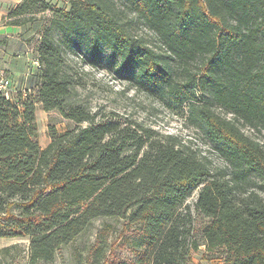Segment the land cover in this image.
<instances>
[{"label": "trees", "instance_id": "1", "mask_svg": "<svg viewBox=\"0 0 264 264\" xmlns=\"http://www.w3.org/2000/svg\"><path fill=\"white\" fill-rule=\"evenodd\" d=\"M5 21L37 31L39 64L34 89L0 91V238L28 237L30 264L51 262L108 217L135 255L108 264H194L203 246L205 260L264 264V147L240 126H264V0H21ZM71 54L188 105L227 167L79 102ZM37 105L74 123L51 126L45 148Z\"/></svg>", "mask_w": 264, "mask_h": 264}, {"label": "rangeland", "instance_id": "2", "mask_svg": "<svg viewBox=\"0 0 264 264\" xmlns=\"http://www.w3.org/2000/svg\"><path fill=\"white\" fill-rule=\"evenodd\" d=\"M60 6L62 7L63 4ZM47 15L48 12L39 16ZM27 32L31 54L34 55L33 48L37 44L38 34H35L37 31L34 29ZM133 32L157 42L154 33L142 25L134 26ZM68 61L71 71L76 74L80 82L75 99L88 105L93 112L108 119L137 121L161 135L177 136L183 144L190 146L204 158L213 171L218 172L227 167V162L215 146L202 130L189 120L188 105L169 107L161 96L139 88L131 78L119 75L113 66L110 67L108 64L91 66L84 63L81 57L72 54L68 56ZM7 92L16 94V90H12L9 86ZM214 108L221 115L231 117L222 107L215 105ZM36 115L39 142L43 148L50 142L48 133L51 126H55L60 132L74 126L73 122L65 119L59 112H47L40 106ZM240 126L246 135L264 147V126L255 128L243 123H240ZM198 192L199 190H196L189 198L190 204L194 205ZM124 226L122 219L108 217L97 219L76 240L62 246L53 261L37 264H108L114 259L131 261L135 257L132 248L122 246L125 236ZM7 246H12V249L7 253H0V264H30L28 237L0 238V249Z\"/></svg>", "mask_w": 264, "mask_h": 264}, {"label": "crops", "instance_id": "3", "mask_svg": "<svg viewBox=\"0 0 264 264\" xmlns=\"http://www.w3.org/2000/svg\"><path fill=\"white\" fill-rule=\"evenodd\" d=\"M19 2L21 0H0V79H8L12 90L24 91L32 90L36 86L37 54L35 46L34 55L31 54L32 49L28 43L25 28L7 24L5 21L10 6ZM39 106L37 105V110ZM204 253L205 247L203 246L201 251L195 253L194 264H225L220 259H203Z\"/></svg>", "mask_w": 264, "mask_h": 264}, {"label": "built area", "instance_id": "4", "mask_svg": "<svg viewBox=\"0 0 264 264\" xmlns=\"http://www.w3.org/2000/svg\"><path fill=\"white\" fill-rule=\"evenodd\" d=\"M35 64L38 65L39 62L36 61ZM8 86H10V81L8 79H0V91L7 92Z\"/></svg>", "mask_w": 264, "mask_h": 264}]
</instances>
